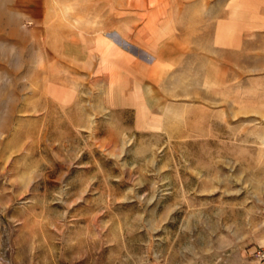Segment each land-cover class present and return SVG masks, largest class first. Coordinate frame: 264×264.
<instances>
[{
	"label": "rangeland",
	"instance_id": "obj_1",
	"mask_svg": "<svg viewBox=\"0 0 264 264\" xmlns=\"http://www.w3.org/2000/svg\"><path fill=\"white\" fill-rule=\"evenodd\" d=\"M263 237L264 0H0V264H264Z\"/></svg>",
	"mask_w": 264,
	"mask_h": 264
},
{
	"label": "built area",
	"instance_id": "obj_2",
	"mask_svg": "<svg viewBox=\"0 0 264 264\" xmlns=\"http://www.w3.org/2000/svg\"><path fill=\"white\" fill-rule=\"evenodd\" d=\"M255 257L260 261H264V247H259L255 252Z\"/></svg>",
	"mask_w": 264,
	"mask_h": 264
},
{
	"label": "crops",
	"instance_id": "obj_3",
	"mask_svg": "<svg viewBox=\"0 0 264 264\" xmlns=\"http://www.w3.org/2000/svg\"><path fill=\"white\" fill-rule=\"evenodd\" d=\"M260 245H258L259 247H264V237H263V239H261V241H260ZM256 248V247H255Z\"/></svg>",
	"mask_w": 264,
	"mask_h": 264
}]
</instances>
